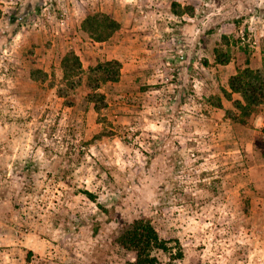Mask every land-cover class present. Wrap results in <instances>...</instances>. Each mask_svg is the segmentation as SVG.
Returning a JSON list of instances; mask_svg holds the SVG:
<instances>
[{"label": "rangeland", "instance_id": "rangeland-1", "mask_svg": "<svg viewBox=\"0 0 264 264\" xmlns=\"http://www.w3.org/2000/svg\"><path fill=\"white\" fill-rule=\"evenodd\" d=\"M263 40L264 0H0V264H125L133 218L162 264H264V120L224 96Z\"/></svg>", "mask_w": 264, "mask_h": 264}, {"label": "trees", "instance_id": "trees-1", "mask_svg": "<svg viewBox=\"0 0 264 264\" xmlns=\"http://www.w3.org/2000/svg\"><path fill=\"white\" fill-rule=\"evenodd\" d=\"M15 32V30H12L10 35ZM262 52L264 55V43ZM68 57H71V62L78 64V57L76 55L66 54L62 58L64 68H66ZM106 64L111 65L113 73L104 80L117 81L120 64L116 60L107 61ZM228 86L230 92L224 94L225 98L231 99L230 93L239 94L240 99L233 101L234 108L240 111L241 116L239 118L247 117L251 111H255L259 106L264 105V61L256 69L249 66H245L244 68L237 67L235 73L229 77ZM88 98L92 102H97L95 95H90ZM239 122L243 123L244 121ZM85 193L91 196L90 193ZM116 240L120 246L134 252V259L127 261L125 264H162L152 252L154 250L167 251L165 241L158 237L149 221L143 218H133L128 221L117 235Z\"/></svg>", "mask_w": 264, "mask_h": 264}, {"label": "crops", "instance_id": "crops-1", "mask_svg": "<svg viewBox=\"0 0 264 264\" xmlns=\"http://www.w3.org/2000/svg\"><path fill=\"white\" fill-rule=\"evenodd\" d=\"M231 65L230 62L228 63V66ZM236 69H233L230 72V76L233 75L235 73ZM234 95L237 96V98L239 99V95L236 93H233ZM264 120V105H261L258 107V113L255 115L254 118V122H256L258 125H260L262 123V121Z\"/></svg>", "mask_w": 264, "mask_h": 264}]
</instances>
